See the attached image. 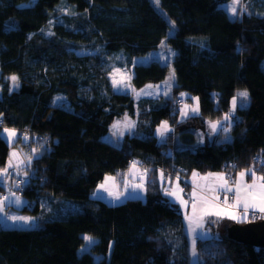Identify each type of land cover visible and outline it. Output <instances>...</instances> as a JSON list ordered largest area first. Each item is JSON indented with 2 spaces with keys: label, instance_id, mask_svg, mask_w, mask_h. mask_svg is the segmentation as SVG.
<instances>
[{
  "label": "trees",
  "instance_id": "trees-1",
  "mask_svg": "<svg viewBox=\"0 0 264 264\" xmlns=\"http://www.w3.org/2000/svg\"><path fill=\"white\" fill-rule=\"evenodd\" d=\"M231 1L160 0L158 7L152 0H0V131H19L13 145L0 134V173L11 147L23 148V133L40 149L17 189L22 210L37 213L38 222L0 225V264H121L140 243L147 248L138 264H191L184 214L171 197L174 180L264 165V0H244L248 11L235 17ZM164 41L175 51L172 95L138 101L118 92L114 67L132 69L136 87L165 80L170 64L135 63ZM224 50L239 55L249 93L234 111L235 86L217 84L209 64ZM182 91L199 97L200 114L180 118L174 104ZM139 109L150 121L148 135L127 133L121 145L110 143L114 120ZM232 112L228 131L199 141L208 120ZM163 121L185 145H176L174 131L158 139ZM136 160L147 171L145 198L110 204L92 196L106 176L122 179ZM64 200L77 211H60ZM87 234L97 240L82 250ZM197 253L199 264H264V246L229 237L200 238Z\"/></svg>",
  "mask_w": 264,
  "mask_h": 264
},
{
  "label": "rangeland",
  "instance_id": "rangeland-1",
  "mask_svg": "<svg viewBox=\"0 0 264 264\" xmlns=\"http://www.w3.org/2000/svg\"><path fill=\"white\" fill-rule=\"evenodd\" d=\"M152 1L156 6L159 7L160 0H158V2L157 0ZM233 9H235V11H233ZM228 10L231 13L232 17L241 15L244 12L248 11L247 5L245 4L244 0H238V2L237 0H232L228 4ZM171 24L172 28L170 29V33H173L175 30V23L171 21ZM174 55V49L168 44L167 41H164L158 50H154L147 55L136 56L135 63H149L153 59H158L163 64H170V69L165 80L157 83L151 82L142 87H136L133 84L132 69L126 67H114L110 74V77L115 89L118 92L132 94L138 101L142 98H169L172 95V89L176 84V75L171 64ZM209 64L211 70L213 71L217 84L233 85L236 88L237 97L235 99V106H233L232 111H234V107L238 106L239 104H245L249 101L248 90L239 77L241 59L237 53H233L229 50L221 51L216 54V56L210 59ZM245 91L248 93L247 98L241 97L239 95V93ZM178 99L179 100L175 101L174 105L178 107L180 118H186L189 115L200 114L201 109L198 96L187 91H182L180 92ZM233 114L234 113L232 112L227 116V118L222 121L208 120L206 123V131H199L201 136L199 141L204 142L203 138H205L206 135L213 137L215 136V134H218L221 129L228 131V129L230 128V124H232L234 120ZM149 122L150 121L148 118H140V109L137 111L136 117H131L129 114H125L122 117H117L112 123L110 133L106 136V139L110 143L118 146L121 145L123 137L127 133L147 136V128L150 124ZM212 124H216V130H213ZM5 129L14 128L6 127L0 131V134L5 137L8 143L10 145H13L19 138V131L17 129H14L16 135L9 137V134L5 131ZM171 131H174V127L168 121H163L157 127L156 135L160 141H164ZM173 133L175 135L174 142L176 143V145H185L186 142L183 140L181 135H179V133L175 131ZM25 134L28 133H23L22 142L24 144H21V146L23 145L24 149H21V147L16 145L12 146V151L10 150V165L6 169L7 172L5 173L4 171H2L0 173V183H2V187L0 186V225L10 228L32 227L36 224V222H38L36 217L37 215H35L37 213L22 210L25 201L23 200V198H21V194L17 190L22 185H15V174L19 175L18 178L22 177L20 176L22 172L28 176H31L33 166L30 163V159H32L31 157H34L37 154V151H40L37 146L34 147V145L31 143V137L29 136L30 134H28V136L24 138ZM224 135H227V133L224 132L220 136ZM14 152L16 153L15 156L12 155ZM261 160L264 164V159ZM140 164L141 163L136 160L130 166L129 170L122 179H118V176L116 177L114 175L106 176L93 190L92 196L95 198L103 199L110 204H118L124 202L129 198H145L147 192V171ZM259 165L261 164L258 162L256 165L250 168L254 171L255 176L253 178L255 179V181H257L256 187L254 188L255 193H259L261 191L259 185L264 184V180L259 179L260 177H264L263 171H258V169L264 168V165L260 167ZM248 170L249 169L243 170L242 172H248ZM239 173L240 172L234 173V171L232 172L231 170L229 172H226L229 180H231L232 177L236 178ZM248 174L252 175L251 172H248ZM190 175L191 173L184 178V181H187V178H189ZM172 188L173 195L180 194V196H183L185 200H187L186 196L184 195L182 183L179 179L176 181V186ZM64 201H66V203L62 204V206H59L60 211H62L63 213L67 211V214L68 212L70 213L77 211L78 205L75 202L70 200ZM217 201L220 205L228 207L234 203V197L231 193L228 192V194L224 193L223 195H221L217 199ZM193 202H195V199H193ZM50 206L52 205H48V209L50 208ZM249 210L251 214H254V211L257 212V210H255V208L253 207ZM11 217H23L25 219L13 220L11 219ZM86 236V238H91V240L86 239V244L82 250H89L93 243H95L97 240V238L92 235L87 234ZM216 236L218 238L228 237L229 233L228 231H225L224 233L219 231L218 235ZM145 250L146 248L144 246L133 248L132 250H130L127 258L123 260L121 264H138ZM199 263L198 253H196L195 256L192 253L191 264Z\"/></svg>",
  "mask_w": 264,
  "mask_h": 264
},
{
  "label": "crops",
  "instance_id": "crops-1",
  "mask_svg": "<svg viewBox=\"0 0 264 264\" xmlns=\"http://www.w3.org/2000/svg\"><path fill=\"white\" fill-rule=\"evenodd\" d=\"M258 171H263L264 175V168L258 169ZM240 173L236 176V178L234 177L233 179L229 180L226 172L223 171H194L191 173L190 177L187 178V181L182 183L184 195L186 196L187 200H185L183 196H180V194L173 195L172 189V200L180 206L184 214V226L188 236L191 253H193V247L195 248V253H197V242L200 238L217 237L216 235H218L219 231L223 233L228 231V228L234 223H239V218L244 215V197L249 191L254 192V189H248L247 185L253 184L255 179L250 174L245 175L242 178ZM255 184H257V181H255ZM175 186L176 180H174L173 187ZM238 187L240 189L241 196L239 204H237L236 200ZM228 192L233 195L234 203L231 206L225 207L224 205H220L217 199L224 193L228 194ZM193 199H195V202H193ZM248 202L250 205L253 203L250 198ZM255 203L258 204L259 200H257ZM251 208L252 207L250 206L249 209ZM249 209L247 218L240 223L259 219L257 215H262L264 217V213L260 212L258 207L255 208L257 212L254 211V214H251ZM225 211L234 213L238 219L231 220L227 218V216H217L210 214L215 212L223 213ZM193 241H195L194 245ZM132 246L129 247L128 254L130 250L137 248L138 246H144L147 248L145 243Z\"/></svg>",
  "mask_w": 264,
  "mask_h": 264
},
{
  "label": "snow or ice",
  "instance_id": "snow-or-ice-1",
  "mask_svg": "<svg viewBox=\"0 0 264 264\" xmlns=\"http://www.w3.org/2000/svg\"><path fill=\"white\" fill-rule=\"evenodd\" d=\"M157 2H158V0H157ZM237 2H238V0H237ZM233 11H235V9H233ZM11 79L13 81H16L17 78L15 76H13V77H11ZM239 95L241 97L247 98L248 93L245 91V92L239 93ZM233 106H235V98L233 99ZM212 128H213V130H216V124H212ZM5 131L8 132L9 137H12V136H15L16 135L14 129H5ZM12 155L15 156L16 153L14 152ZM4 172L6 173L7 170L5 169ZM248 172H251L253 177L255 176V173H254V171L252 169H249ZM248 172H241L240 173V176L243 178L245 175H248ZM221 178H223V177H221ZM259 179L264 180V177H260ZM255 187H256L255 181L253 182V184L247 185V188L248 189H254ZM259 187L261 189V191L259 193H255V192L249 191L246 194V196L244 197V215L239 218V222H242L244 219L247 218L248 209H249L250 206L253 207V208L258 207L259 208V211L262 212V213H264V184H260ZM249 198L253 201V203L251 205L248 202L249 201ZM5 199H7V198H5ZM240 199H241L240 189L238 187L237 188V195H236L237 204H239ZM257 200H259V203L258 204L255 203ZM210 214L217 215V216H227V218H229L231 220H237L238 219L237 216L234 213L227 212V211H225L223 213H221V212H215V213H210ZM11 219H13V220L22 219L23 220L25 218H23V217H21V218L11 217ZM86 239L91 240V238H86ZM194 244H195V241H193V245ZM193 255L194 256L196 255L195 248L194 247H193Z\"/></svg>",
  "mask_w": 264,
  "mask_h": 264
},
{
  "label": "water",
  "instance_id": "water-1",
  "mask_svg": "<svg viewBox=\"0 0 264 264\" xmlns=\"http://www.w3.org/2000/svg\"><path fill=\"white\" fill-rule=\"evenodd\" d=\"M229 238L264 246V218L234 223L228 228Z\"/></svg>",
  "mask_w": 264,
  "mask_h": 264
},
{
  "label": "built area",
  "instance_id": "built-area-1",
  "mask_svg": "<svg viewBox=\"0 0 264 264\" xmlns=\"http://www.w3.org/2000/svg\"><path fill=\"white\" fill-rule=\"evenodd\" d=\"M1 121H3L2 119H0V122ZM28 136V134H25V136H24V138L25 137H27ZM16 176H14V178H15V185L16 186H21V187H23V185H25V183H26V179H27V177H28V175H26L25 173H21V175L20 176H22L21 178H18L19 177V175H17V174H15ZM17 177V178H16ZM15 186V187H16Z\"/></svg>",
  "mask_w": 264,
  "mask_h": 264
}]
</instances>
